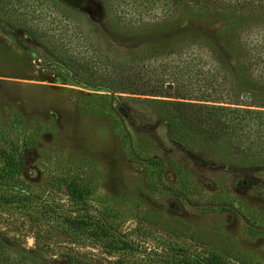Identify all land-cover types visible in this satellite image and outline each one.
I'll return each mask as SVG.
<instances>
[{
  "label": "rangeland",
  "instance_id": "rangeland-1",
  "mask_svg": "<svg viewBox=\"0 0 264 264\" xmlns=\"http://www.w3.org/2000/svg\"><path fill=\"white\" fill-rule=\"evenodd\" d=\"M219 2L157 33L152 0H0V247L41 264H264V81L228 75L231 103L125 75L177 33L230 72L225 49L264 46V0ZM181 113L238 124L181 139Z\"/></svg>",
  "mask_w": 264,
  "mask_h": 264
},
{
  "label": "trees",
  "instance_id": "trees-1",
  "mask_svg": "<svg viewBox=\"0 0 264 264\" xmlns=\"http://www.w3.org/2000/svg\"><path fill=\"white\" fill-rule=\"evenodd\" d=\"M150 2L151 0H143ZM158 9V13L154 17L153 27L157 33H165L178 26L180 20H191L198 23L207 21L208 18L203 17L200 9L208 10L212 8L224 7L220 0H152ZM227 4L226 6H228ZM186 12L185 18L175 19L172 16L177 12ZM229 19L228 22H231ZM235 21V20H232ZM161 45L143 44L141 51L143 54L139 60L148 61L151 58V64L141 63L137 66L127 67L126 76H138L146 80L152 78L153 83L148 87L147 84L140 85L144 92L153 93V95H160L167 91L163 86L172 85V89L177 94H192L193 89L191 85L197 82L196 93L197 98H208L211 100L225 97L227 100L233 101L237 98V93L233 95L231 89L226 88L224 82L228 75H233L235 80L241 77H250L258 81H264V46L247 48L243 52L237 48L225 49V55L230 60L231 72L225 64L224 58L220 54L215 55L216 62L213 59H203V53L199 46L194 43L195 40L187 37L184 34H175L168 36ZM200 44V43H199ZM201 47V46H200ZM150 51V52H149ZM207 64V65H206ZM206 65V69L204 66ZM68 73V70H66ZM230 72V73H229ZM136 76V77H137ZM124 85L128 83L124 80ZM232 81V80H231ZM88 89L95 90L96 88L105 89L99 85L86 84L82 82ZM198 87L202 88L198 89ZM229 91H228V90ZM205 90V91H204ZM223 96V97H222ZM234 97V99H233ZM213 108V107H210ZM213 117V118H212ZM168 122L172 128H181L178 133H174L178 138L184 139L183 135L189 133V138L194 135H200L203 139L213 140L215 138V131H221L229 125L235 127L238 122L226 123L221 120L218 115L214 114L211 117L205 116L202 119H195L188 116L186 113H181L179 117H168ZM228 122V121H227ZM190 130L189 132L185 131ZM174 131V130H173ZM186 133V134H185ZM188 142V141H187ZM18 251H10V249L0 247V264H19L21 261H29L32 264H41L40 261H35L27 254H18ZM13 254V255H12ZM23 263V262H22Z\"/></svg>",
  "mask_w": 264,
  "mask_h": 264
}]
</instances>
